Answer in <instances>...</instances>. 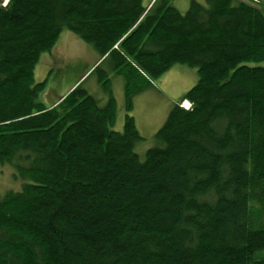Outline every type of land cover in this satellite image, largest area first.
<instances>
[{"label":"trees","instance_id":"16d2710c","mask_svg":"<svg viewBox=\"0 0 264 264\" xmlns=\"http://www.w3.org/2000/svg\"><path fill=\"white\" fill-rule=\"evenodd\" d=\"M0 0V264H264V0ZM73 31L123 78L121 131L77 84L46 106L42 52ZM176 63L197 82L143 160L133 96ZM186 100L189 108H183Z\"/></svg>","mask_w":264,"mask_h":264},{"label":"rangeland","instance_id":"374dc122","mask_svg":"<svg viewBox=\"0 0 264 264\" xmlns=\"http://www.w3.org/2000/svg\"><path fill=\"white\" fill-rule=\"evenodd\" d=\"M190 1L171 0V5L179 12H184L188 9ZM195 1L200 4L205 2ZM55 42L50 51L41 53L33 71L35 83L46 80L45 89L37 97L38 101L48 106L54 99L64 97L71 88L81 83L82 87L103 105L107 102L108 94L101 84V79L108 78L109 89L116 105V120L111 127L121 131L126 117L122 76L114 73L109 61L102 63L100 69L93 72L95 66L103 59L90 43L82 41L73 31L62 29ZM197 78L198 73L194 66L176 63L161 77L152 80L151 86L133 96V108L129 115L133 116L142 137L135 145V151L141 160L147 149L154 145V134L163 126L170 109L197 82ZM14 173L11 165L0 163V194L9 190H21L24 180L16 178Z\"/></svg>","mask_w":264,"mask_h":264},{"label":"crops","instance_id":"0c3cea01","mask_svg":"<svg viewBox=\"0 0 264 264\" xmlns=\"http://www.w3.org/2000/svg\"><path fill=\"white\" fill-rule=\"evenodd\" d=\"M153 0H143V4L145 5V6H147V5H149L151 2H152ZM76 84V83H75ZM75 86V85H74ZM72 89V88H71ZM181 98V97H180ZM179 98V99H180ZM50 105V104H49Z\"/></svg>","mask_w":264,"mask_h":264},{"label":"built area","instance_id":"2783aa9c","mask_svg":"<svg viewBox=\"0 0 264 264\" xmlns=\"http://www.w3.org/2000/svg\"><path fill=\"white\" fill-rule=\"evenodd\" d=\"M253 1H255V0H253ZM6 2H7L6 0H3L2 5L5 6ZM189 105H190V104H186V103H184L182 106H185V107L187 108V107H189Z\"/></svg>","mask_w":264,"mask_h":264},{"label":"bare ground","instance_id":"6f19581e","mask_svg":"<svg viewBox=\"0 0 264 264\" xmlns=\"http://www.w3.org/2000/svg\"><path fill=\"white\" fill-rule=\"evenodd\" d=\"M184 102H186L187 104H189V102H187V101H184Z\"/></svg>","mask_w":264,"mask_h":264},{"label":"water","instance_id":"95a60500","mask_svg":"<svg viewBox=\"0 0 264 264\" xmlns=\"http://www.w3.org/2000/svg\"><path fill=\"white\" fill-rule=\"evenodd\" d=\"M103 59V58H102Z\"/></svg>","mask_w":264,"mask_h":264}]
</instances>
